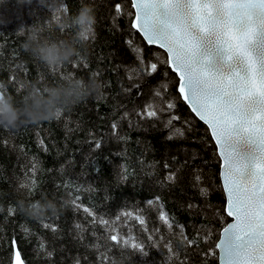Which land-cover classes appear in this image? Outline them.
<instances>
[{
    "label": "trees",
    "instance_id": "1",
    "mask_svg": "<svg viewBox=\"0 0 264 264\" xmlns=\"http://www.w3.org/2000/svg\"><path fill=\"white\" fill-rule=\"evenodd\" d=\"M90 2L95 13L93 32L84 39L83 46L71 61L81 67L72 69L69 62L55 68L62 67L64 72L53 74L51 69L21 48L24 35L20 30L39 25L50 30L55 37H69L72 30L53 21L52 11L63 4L65 9L60 15L75 13L80 0H0V82L5 84L3 95L10 96L17 110L26 112L29 117L27 120L22 117L14 128L0 127V264H12L13 240L24 264H76L77 260L81 264H94L98 253L91 245L105 243L103 234L106 229L98 223L100 216L112 221L123 210L134 209H139L145 217L143 228L135 220V212L131 217L121 215L118 223L124 233L131 232L144 243L148 255L141 259L129 251L130 259L124 264H171L167 250L162 245L154 250L144 230L158 228L167 236L165 226L158 220V210L163 207L169 216H175L192 236L194 232L189 221L195 219L199 224L201 220L186 211L189 200L193 203L220 202L216 176L218 165L212 147L204 142V128L195 123L191 129L183 125L186 106L179 102L176 112L181 120L173 123L181 127L182 135L166 139L168 129L160 120L137 123V112L143 109L151 91L147 84L137 81L132 71L136 54L124 43L126 33L112 26V5L119 0ZM115 23L121 29L126 27L125 18H119ZM146 48L142 46L140 55L148 56ZM85 63L87 67L83 66ZM67 71H73L74 76L86 81L98 80L102 84L101 98L88 97L63 109L60 118H38V114L28 112L30 101L26 95L29 87L46 91L48 87L74 77L65 75ZM93 72L96 77L92 76ZM162 73L163 68L161 76ZM10 78L17 83L13 84ZM134 84L138 86L133 87ZM169 86H172L170 80ZM140 89L143 94L137 95ZM125 111L129 116L123 118L119 129L125 139L112 138L110 124L121 118ZM89 132L104 141L99 149L94 148V140L87 135ZM91 157L96 158L98 172L93 169ZM165 163L169 165L167 169ZM33 164L36 165L35 171H30ZM119 165L125 166L126 176L125 180L117 182ZM169 172L174 174L173 178L165 181ZM197 175L201 176L198 184ZM66 179L83 185L79 192L72 187L67 190L73 192V199L77 195L81 197L78 203L97 213L95 226L88 223L92 217H87L82 209L74 210V206L67 203L70 198L63 186ZM33 181L36 187L30 195L27 189L23 194L17 191L22 183ZM55 184L61 187L56 188ZM201 187L206 189L204 196L200 195ZM157 196L159 201L152 205L145 203ZM18 199L53 201L60 211L56 215L33 219L17 210ZM9 206L14 209L11 215L7 212ZM51 225H56L55 230ZM93 231L97 237H93ZM155 238L159 240V234ZM100 251L104 249L101 247ZM46 252L53 255L48 257ZM110 254L123 264L119 251ZM208 264H214L211 258Z\"/></svg>",
    "mask_w": 264,
    "mask_h": 264
},
{
    "label": "snow or ice",
    "instance_id": "2",
    "mask_svg": "<svg viewBox=\"0 0 264 264\" xmlns=\"http://www.w3.org/2000/svg\"><path fill=\"white\" fill-rule=\"evenodd\" d=\"M112 7V26L126 33L124 43L136 54L132 71L137 81L147 84L151 91L143 109L137 112V123L160 120L168 129L166 139L182 135L181 127L173 123L181 120L176 109L178 102L182 103L186 106L183 125L191 129L195 123L204 128V142L212 147L218 165L219 204L191 200L187 203L189 215L201 220L199 224L195 219L189 221L194 235L189 236L186 226L161 207L158 220L165 226L167 236L158 228L144 229L147 240L154 250L162 245L171 264L177 260L180 264H208L209 258L214 264H264V0H119ZM64 9L63 4L53 9L51 19L59 22ZM119 18L126 19L123 29L115 23ZM92 32L91 28L81 35L87 39ZM142 46H147V57L140 55ZM69 67L76 69L81 65L71 62ZM51 71L56 74L64 69ZM65 75L71 77L74 73L67 71ZM96 75L92 73L93 77ZM161 79L163 83L159 82ZM3 94L4 90H0V95ZM142 94L143 89L138 90L137 95ZM128 116L125 111L110 124L112 138L125 139L119 129L123 118ZM55 117L60 118L61 112L57 111ZM129 123L131 126V120ZM87 135L94 140V148L99 149L104 141L93 137L91 132ZM95 161L91 157L93 169L98 172ZM118 167L117 182H120L125 180L126 170L124 165ZM164 167L167 169L169 165L165 163ZM35 168L33 164L30 171ZM173 175L169 172L164 180L171 181ZM195 180L198 184L201 176L197 175ZM63 186L70 198L67 203L92 217L88 223L95 226L97 213L78 203L81 197L73 199V192L67 190L72 187L79 192L83 185L66 179ZM35 187V181L24 182L17 191L23 194L27 189L30 195ZM199 192L204 196L206 189L201 187ZM159 200L157 196L145 203L152 205ZM7 212L13 214V207L9 206ZM134 212L135 220L143 228L145 217L139 209L123 210L121 215L131 217ZM121 215L112 221L100 216L98 223L106 229L105 243L91 245L98 253L94 264H114L116 258L110 253L116 251L123 264L130 259L129 251L141 259L148 255L143 242L131 232L122 231L118 223ZM50 227L55 230L56 225ZM157 234L159 240L155 238ZM92 235L97 237L95 231ZM80 239H84L83 235ZM101 247L104 251H100ZM17 255L13 240V259ZM46 255L51 257L53 253Z\"/></svg>",
    "mask_w": 264,
    "mask_h": 264
},
{
    "label": "clouds",
    "instance_id": "3",
    "mask_svg": "<svg viewBox=\"0 0 264 264\" xmlns=\"http://www.w3.org/2000/svg\"><path fill=\"white\" fill-rule=\"evenodd\" d=\"M95 23V13L90 0H80V5L75 13L62 14L58 25L70 28L72 34L69 37H55L50 30L39 25L21 29L24 35L21 48L29 55L38 60L49 69L71 62L83 46L84 38L82 32L91 29ZM5 87L0 82V90ZM102 84L98 80H84L82 77L66 78L54 87L50 86L45 90H32L29 87V94L26 99L28 112L38 118L53 117L57 111L70 108L88 97H98L101 93ZM29 119L26 112L18 111L8 95H0V127L14 128L21 118ZM17 210L33 219H41L47 214L56 215L60 207L53 201L41 200L26 201L18 199ZM114 264H119L114 261Z\"/></svg>",
    "mask_w": 264,
    "mask_h": 264
},
{
    "label": "water",
    "instance_id": "4",
    "mask_svg": "<svg viewBox=\"0 0 264 264\" xmlns=\"http://www.w3.org/2000/svg\"><path fill=\"white\" fill-rule=\"evenodd\" d=\"M21 261L20 257L17 255L15 256V258L12 260V264H19V262Z\"/></svg>",
    "mask_w": 264,
    "mask_h": 264
}]
</instances>
